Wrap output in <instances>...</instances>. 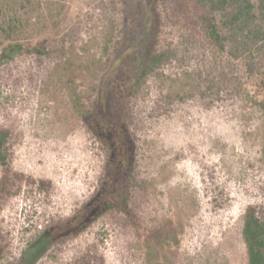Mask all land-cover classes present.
<instances>
[{
  "label": "rangeland",
  "instance_id": "374dc122",
  "mask_svg": "<svg viewBox=\"0 0 264 264\" xmlns=\"http://www.w3.org/2000/svg\"><path fill=\"white\" fill-rule=\"evenodd\" d=\"M202 12L196 0H35L21 51L0 59V126L13 134V170L27 178L0 213L8 245L0 264H20L104 179L107 155L72 107L67 68L92 108L121 59L140 58L156 32V53L176 54L133 99L139 185L124 211L59 237L35 264L86 255L105 264H248L245 211L264 208V41L219 64L188 39Z\"/></svg>",
  "mask_w": 264,
  "mask_h": 264
},
{
  "label": "trees",
  "instance_id": "16d2710c",
  "mask_svg": "<svg viewBox=\"0 0 264 264\" xmlns=\"http://www.w3.org/2000/svg\"><path fill=\"white\" fill-rule=\"evenodd\" d=\"M203 12L195 22L189 41L202 42L209 47L214 60L222 63L225 57H237L241 49L252 50L264 41V0L254 4L251 0H196ZM35 0H0V59H10L22 49L19 37L28 24L29 10ZM157 32L145 54L140 58L121 59L114 77L107 82L92 108L83 101L75 85L73 66L66 70L67 91L77 115L91 135L103 146L107 155L104 179L94 196L81 210L66 222L49 227L25 251L20 264H35L50 245L64 235H78L101 217L113 211H124L137 181V135L134 129L133 99L146 80L156 75L163 64L175 56L174 50L166 54L155 51ZM228 43L233 49L227 51ZM223 79V69L218 72ZM264 109V103L261 104ZM11 130L0 126V213L24 186L27 179L13 170ZM117 194L116 198L115 195ZM115 198V199H114ZM248 253V264H264V208L249 205L244 215L242 230ZM156 245L159 236H153ZM8 250L0 223V262ZM79 264H105L103 258L83 256Z\"/></svg>",
  "mask_w": 264,
  "mask_h": 264
}]
</instances>
